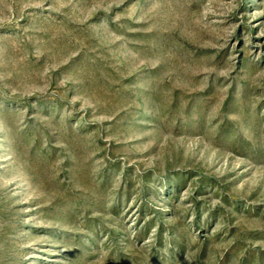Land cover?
I'll use <instances>...</instances> for the list:
<instances>
[{"label":"rangeland","instance_id":"374dc122","mask_svg":"<svg viewBox=\"0 0 264 264\" xmlns=\"http://www.w3.org/2000/svg\"><path fill=\"white\" fill-rule=\"evenodd\" d=\"M0 264H264V0H0Z\"/></svg>","mask_w":264,"mask_h":264}]
</instances>
